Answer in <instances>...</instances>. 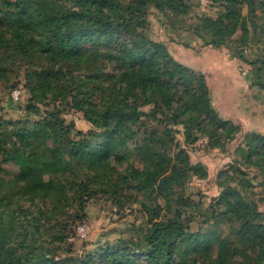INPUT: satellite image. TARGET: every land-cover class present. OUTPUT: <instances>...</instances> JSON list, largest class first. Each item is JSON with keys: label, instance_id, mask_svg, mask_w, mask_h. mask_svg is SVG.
Listing matches in <instances>:
<instances>
[{"label": "trees", "instance_id": "1", "mask_svg": "<svg viewBox=\"0 0 264 264\" xmlns=\"http://www.w3.org/2000/svg\"><path fill=\"white\" fill-rule=\"evenodd\" d=\"M226 1L228 5L218 18L205 19L212 32L214 47L223 45L238 29L249 33L250 28L242 19V3L248 6V23L254 33L257 31L255 0ZM157 2V7L165 12L168 9L178 13L186 8L182 0ZM116 3L119 1L0 0L8 11V16L0 22L7 28L6 34H0V49H10L30 65L26 70V87L30 93L27 113H40L37 105L50 99L54 105L42 119L32 124L27 120L4 122L6 132L0 134V168L2 163H13L20 168V179L26 187L23 193L32 197L48 195L50 199V207L40 209V216L50 219L66 215L71 199L83 205L90 196L93 181L105 183L110 189L107 192L113 191L115 195L131 178L138 179L143 190L161 188L170 178L175 184L189 175L202 180L208 178V171L202 163H190L186 152L177 150L169 131L153 133L141 145V153L153 158L151 163L156 165L155 170L151 171L147 166L143 171L130 167V174H117L118 168L110 163V156L113 154L116 160L122 159L119 148L124 147L129 138L127 122L145 115L139 110L138 103L129 107L130 95L142 99V104H164L169 109L175 99H179L177 103L181 106L177 108L174 122L184 126L187 136L196 127L209 122L206 136L211 149H224L225 144L241 132L239 125L221 118L212 106L210 90L202 72L198 74L177 62L167 47L142 32H136L133 23H142V16L138 13L144 11L145 0ZM261 56L263 61L254 71L253 86L264 90V53ZM240 58L250 65L257 63L245 57L243 52ZM104 67H110V72L105 74ZM94 90L100 93L98 102L93 101ZM69 99L95 128L105 130L100 137L105 139L103 143L95 145L90 138L91 131L88 134L79 132L80 139L71 137L74 126L67 124L62 116L66 109L63 103H69ZM162 148H165L163 154L159 152ZM173 149L177 151L175 159L162 157ZM238 154L245 162L264 170V135L246 134ZM236 163L239 165L240 160ZM84 164L88 165L92 175L84 170ZM235 170L245 175L239 166ZM226 177L229 182L235 179L230 174ZM229 182L218 183L223 191L218 204L225 210L217 214L212 226L219 225L218 220L223 221L225 216L240 207L239 220L242 222L239 228L230 226V233L224 237L216 230L212 231L213 227L204 232H190L181 224L165 227L153 222L144 236L147 239L145 249H140L145 252V257L157 264H197L191 253L198 252L200 244L203 250L210 248L212 239L218 236L217 254L202 264H261L264 259V222L257 218L259 213L253 205L242 210L244 205H249L245 196L252 184L250 180H240V189L232 188ZM11 214L0 213V264L65 262L58 260L33 237L30 242L23 240L18 246L9 245L20 225V221L10 219ZM12 225L14 227L10 230ZM31 227L40 231L39 225H31L28 229ZM27 237L25 233L23 238ZM178 240L187 248L179 261L174 258V246ZM129 252L137 253L131 249L117 250L111 256L114 261L127 259L136 264L129 258Z\"/></svg>", "mask_w": 264, "mask_h": 264}, {"label": "rangeland", "instance_id": "2", "mask_svg": "<svg viewBox=\"0 0 264 264\" xmlns=\"http://www.w3.org/2000/svg\"><path fill=\"white\" fill-rule=\"evenodd\" d=\"M118 1L119 3L116 5L129 3L131 0ZM182 1L185 2L186 8L178 13H172L168 9L166 12L159 9L157 0H145L144 11L138 13L142 16V23L138 25L135 21L133 23L136 32H142L165 48L167 46L163 42L169 43L172 47L175 45L187 46L182 40L190 35L197 37L205 45L214 47L211 44L212 32L207 28L205 19L218 18L228 5L227 1ZM255 2L256 33L248 23V6L246 3H242L240 5L242 19L250 28L249 33L238 29L236 33L226 39L223 45L215 47L223 48L232 57L242 61L237 68V73L242 76H246L243 72L253 75L257 66L263 61L261 55L264 53V0H255ZM68 5L70 6V3ZM163 6H165L164 3ZM7 12V7L0 4V22H3L2 19L6 15L8 16ZM5 27L0 23L1 35L7 32ZM125 38L126 36L122 37V39ZM168 52L170 53L169 49ZM241 52L249 60H254L257 63L250 65L248 61L241 59ZM170 56L174 57L171 53ZM29 66L23 58L11 52L10 49H0V134L6 132L4 122L27 120L32 124L42 119L54 107L53 101L50 99L37 105L40 108V113H27L26 107L30 93L26 87V70ZM103 70L106 74L110 72L111 68L104 67ZM195 71L198 74L200 72ZM102 77L104 80L106 79L105 75ZM180 89L183 88L180 87ZM93 92V101L98 102L100 93L96 90ZM130 96L129 107L133 108L134 103H138L139 110L145 112V115L134 117L127 122L129 138L125 146L119 148L122 159L116 160V156L113 154L110 156V163L118 168L119 173L117 174H130L128 170L130 167L143 171L147 166V169L155 170L156 165L151 163L153 158L141 153V145L143 140L148 136H153V133L165 134L169 131L175 140V145L177 144V150H184L190 163H202L208 171V178L202 180L194 175H189L178 184H175L173 178H170L168 184L149 190L140 189L138 179L131 178L129 183L115 195H113V191L107 192L110 189L105 183L93 181L90 185V196L83 205L77 204L71 199L66 209V215H58L49 219L45 215L40 216L39 214L40 209L48 210L47 208L50 207L48 195L32 197L23 193L26 187L20 179V168L13 163H2L0 168V213H12L10 219H15V222L20 221L18 223V225L20 224L19 232L9 241V245L18 246L23 240L30 242L33 237V240L43 244L45 249L52 252L58 260H65L63 264H132L127 259L114 261L111 256L114 251L130 249L137 252L133 254L129 252V258L135 260L136 264H157L156 261L152 262L145 257V252L140 250L141 248L145 249L147 239L144 236L152 228L153 222L163 224L165 227L181 224L185 231L190 232L198 230L204 232L208 227H213L212 231L216 230L224 237L230 233V226L240 227L242 222L239 220L240 207L225 216L223 221L218 220L219 225L212 226L217 219V214L225 210L224 206L218 204L221 192H223L218 187V183L220 181L229 182L226 174L235 177L233 181L229 182L232 188L242 189L240 180H250L252 185L245 196L249 205H244L242 210L253 205L259 213L257 218L264 222V170L248 161L245 162L238 154L239 148L245 142L246 134H238L235 139L225 144L224 149H211L206 136L210 128L209 122L193 129L190 136L186 135L183 125L174 122V116L178 113L177 108L181 106L180 103H177L179 99L176 98L173 107L169 109L164 104H142V99ZM257 98L259 109L250 104L255 102L252 97H248L246 104L262 113L264 110L260 106L264 105L263 89L259 88ZM63 104L66 109L62 116L67 124L74 126L71 132L72 138L80 139L79 132L88 134L91 131L90 138L95 145L104 142L105 139L100 137L105 130L95 128L86 119L84 112L72 105V99H69V103L64 102ZM164 149H160L159 152L163 154ZM176 152L173 149L171 152L164 153L162 157L173 160ZM0 160H2L1 154ZM237 160H240L239 165L236 163ZM237 166L242 169L245 175L235 170ZM83 168L92 175L87 164H84ZM34 224L40 226L39 232H36L33 227L28 229ZM13 227L14 225L10 230ZM25 233L28 234L26 239L23 238ZM218 246L219 238L214 236L210 248L203 250L204 247L200 244L199 251L191 253V257L196 259L197 264H202L203 261L215 257ZM174 250V258L179 261L181 253L187 248L181 240H178ZM261 264H264V259Z\"/></svg>", "mask_w": 264, "mask_h": 264}, {"label": "crops", "instance_id": "3", "mask_svg": "<svg viewBox=\"0 0 264 264\" xmlns=\"http://www.w3.org/2000/svg\"><path fill=\"white\" fill-rule=\"evenodd\" d=\"M190 35V34H189ZM186 45L163 42L170 53L181 64L202 72L210 90L211 104L224 120H230L241 127L240 135L258 133L264 135V112L246 104L248 97L255 100L258 108L259 88L253 86V75L249 72L239 75L237 68L242 61L232 57L223 48H215L190 35L183 39ZM253 101V100H252ZM251 101V102H252ZM257 101V104H256ZM264 110V105L260 106Z\"/></svg>", "mask_w": 264, "mask_h": 264}]
</instances>
